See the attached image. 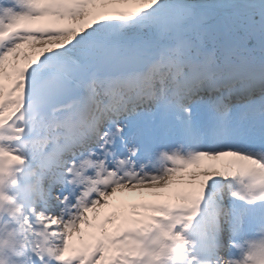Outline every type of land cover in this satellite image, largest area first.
<instances>
[{"label":"snow or ice","instance_id":"obj_1","mask_svg":"<svg viewBox=\"0 0 264 264\" xmlns=\"http://www.w3.org/2000/svg\"><path fill=\"white\" fill-rule=\"evenodd\" d=\"M0 264H264V0H0Z\"/></svg>","mask_w":264,"mask_h":264}]
</instances>
